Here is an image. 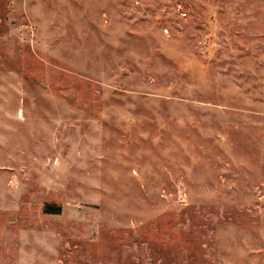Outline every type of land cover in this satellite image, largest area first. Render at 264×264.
<instances>
[{"label": "rangeland", "instance_id": "obj_1", "mask_svg": "<svg viewBox=\"0 0 264 264\" xmlns=\"http://www.w3.org/2000/svg\"><path fill=\"white\" fill-rule=\"evenodd\" d=\"M0 264H264V0H0Z\"/></svg>", "mask_w": 264, "mask_h": 264}, {"label": "trees", "instance_id": "obj_2", "mask_svg": "<svg viewBox=\"0 0 264 264\" xmlns=\"http://www.w3.org/2000/svg\"><path fill=\"white\" fill-rule=\"evenodd\" d=\"M53 212V211H52Z\"/></svg>", "mask_w": 264, "mask_h": 264}]
</instances>
